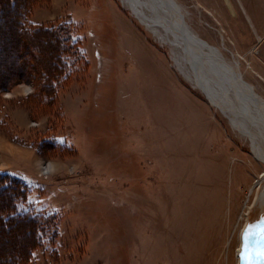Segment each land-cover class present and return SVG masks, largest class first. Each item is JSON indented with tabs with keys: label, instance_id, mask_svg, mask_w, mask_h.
I'll use <instances>...</instances> for the list:
<instances>
[{
	"label": "rangeland",
	"instance_id": "rangeland-1",
	"mask_svg": "<svg viewBox=\"0 0 264 264\" xmlns=\"http://www.w3.org/2000/svg\"><path fill=\"white\" fill-rule=\"evenodd\" d=\"M176 1L264 99V0ZM4 5L0 85L22 82L0 93V170L26 182L30 209L57 228L27 264H242L264 226V208L247 207L264 165L170 46L120 0ZM24 12L32 30L67 26L78 56L44 33L23 36ZM58 54L68 59L51 89L40 70ZM32 236L0 234V259Z\"/></svg>",
	"mask_w": 264,
	"mask_h": 264
},
{
	"label": "bare ground",
	"instance_id": "bare-ground-1",
	"mask_svg": "<svg viewBox=\"0 0 264 264\" xmlns=\"http://www.w3.org/2000/svg\"><path fill=\"white\" fill-rule=\"evenodd\" d=\"M120 1L158 41L170 46L180 73L251 144L255 159L264 165V99L244 80L238 65L227 62L219 48L204 47L192 39L176 0ZM254 191L256 196L247 204L248 210L252 203L264 208V171L252 185ZM240 253L241 249L238 256Z\"/></svg>",
	"mask_w": 264,
	"mask_h": 264
},
{
	"label": "trees",
	"instance_id": "trees-1",
	"mask_svg": "<svg viewBox=\"0 0 264 264\" xmlns=\"http://www.w3.org/2000/svg\"><path fill=\"white\" fill-rule=\"evenodd\" d=\"M4 4L8 7L17 8V0H0V13L3 10ZM27 21L28 14L25 12L19 17V20H17L19 32L22 33L23 36H28V34L33 35V33H44V35L55 38L54 41L57 47H59V43L66 46L65 49L61 50L63 53H66L67 50H71L73 41L70 40L69 34H67L69 32L67 26L62 25L57 28L49 27L32 30L27 24ZM59 38H61V42ZM73 47L76 55L78 56V49L75 45ZM60 58L58 54L57 60L55 59L54 61L55 65L57 64V67H54L53 70L48 68H42V71L40 70L42 78L46 80V85L51 89L56 85L55 81H57L63 74L67 62L66 60L68 59L67 56L65 57V54H63ZM22 65L24 66V63ZM22 65L19 66L22 67ZM30 80L32 79H28L27 81ZM20 82L22 81L16 80L4 86L0 85V93L9 90L11 87L19 84ZM47 96H50V93H48ZM28 189V185L23 179L13 176L8 171L0 170V196L3 195L5 197V201L0 200V234L11 233L14 230L20 229L29 230L31 232V236L33 235L32 239L27 242L22 253L16 257L10 258L9 260L0 259V264H27L31 259L34 250L39 247V244L42 241L41 239L48 235L49 230L51 239L57 237V228L56 226L54 227L56 219L52 217H45V219H42L38 216L37 212L30 209V205L28 204L30 193Z\"/></svg>",
	"mask_w": 264,
	"mask_h": 264
},
{
	"label": "flooded vegetation",
	"instance_id": "flooded-vegetation-1",
	"mask_svg": "<svg viewBox=\"0 0 264 264\" xmlns=\"http://www.w3.org/2000/svg\"><path fill=\"white\" fill-rule=\"evenodd\" d=\"M262 232H264V227L260 229L257 238L250 246V249L246 252L242 264H264V260H260L257 255L258 250L263 244V241L261 240Z\"/></svg>",
	"mask_w": 264,
	"mask_h": 264
},
{
	"label": "water",
	"instance_id": "water-1",
	"mask_svg": "<svg viewBox=\"0 0 264 264\" xmlns=\"http://www.w3.org/2000/svg\"><path fill=\"white\" fill-rule=\"evenodd\" d=\"M183 22L185 23V27H187V33L192 37V39L197 42L199 45H203L204 47L208 46L209 44L207 41L202 39L193 28L189 25L186 21L185 15H182Z\"/></svg>",
	"mask_w": 264,
	"mask_h": 264
},
{
	"label": "snow or ice",
	"instance_id": "snow-or-ice-1",
	"mask_svg": "<svg viewBox=\"0 0 264 264\" xmlns=\"http://www.w3.org/2000/svg\"><path fill=\"white\" fill-rule=\"evenodd\" d=\"M261 240L264 241V232H262L261 234ZM257 255L260 260H264V244H262V246L258 250Z\"/></svg>",
	"mask_w": 264,
	"mask_h": 264
}]
</instances>
